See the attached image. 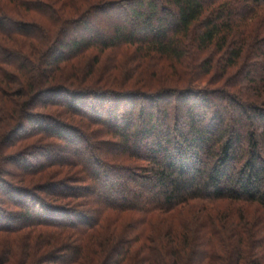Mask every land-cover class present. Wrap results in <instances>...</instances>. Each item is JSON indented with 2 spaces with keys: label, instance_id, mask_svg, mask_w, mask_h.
<instances>
[{
  "label": "trees",
  "instance_id": "1",
  "mask_svg": "<svg viewBox=\"0 0 264 264\" xmlns=\"http://www.w3.org/2000/svg\"><path fill=\"white\" fill-rule=\"evenodd\" d=\"M8 1L0 264H264V0Z\"/></svg>",
  "mask_w": 264,
  "mask_h": 264
},
{
  "label": "rangeland",
  "instance_id": "2",
  "mask_svg": "<svg viewBox=\"0 0 264 264\" xmlns=\"http://www.w3.org/2000/svg\"><path fill=\"white\" fill-rule=\"evenodd\" d=\"M9 1L8 0H0V7H14L12 4H10V3H8ZM51 111H54V110H51ZM71 120V119H70ZM27 157V156H26ZM27 159H29L30 161H33L34 162V160H33V158H31V157H28ZM35 159H38V161H42V159H41V156L39 155L37 158H35ZM18 180V179H17ZM33 181V180H32ZM32 181H30V180H27V182H26V184L25 185H32ZM76 201H79V200H74V203L76 202ZM81 201V200H80ZM26 203H27V201H25ZM235 218H236V216H234ZM43 231H48V230H46V229H43ZM0 239H1V235H0Z\"/></svg>",
  "mask_w": 264,
  "mask_h": 264
}]
</instances>
